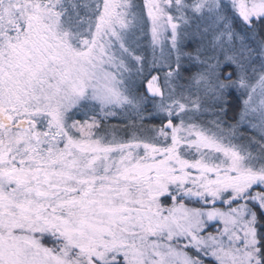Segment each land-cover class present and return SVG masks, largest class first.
<instances>
[{
    "label": "snow or ice",
    "instance_id": "6c2138e0",
    "mask_svg": "<svg viewBox=\"0 0 264 264\" xmlns=\"http://www.w3.org/2000/svg\"><path fill=\"white\" fill-rule=\"evenodd\" d=\"M0 264H264V0H0Z\"/></svg>",
    "mask_w": 264,
    "mask_h": 264
}]
</instances>
